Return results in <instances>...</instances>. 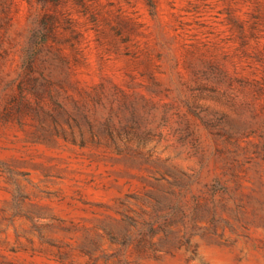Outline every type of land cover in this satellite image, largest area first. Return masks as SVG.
<instances>
[{"label":"rangeland","instance_id":"374dc122","mask_svg":"<svg viewBox=\"0 0 264 264\" xmlns=\"http://www.w3.org/2000/svg\"><path fill=\"white\" fill-rule=\"evenodd\" d=\"M0 264H264V0H0Z\"/></svg>","mask_w":264,"mask_h":264}]
</instances>
